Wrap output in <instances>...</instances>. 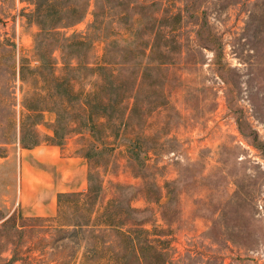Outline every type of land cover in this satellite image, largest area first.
I'll return each instance as SVG.
<instances>
[{
  "label": "rangeland",
  "instance_id": "rangeland-1",
  "mask_svg": "<svg viewBox=\"0 0 264 264\" xmlns=\"http://www.w3.org/2000/svg\"><path fill=\"white\" fill-rule=\"evenodd\" d=\"M131 229L264 264V0H0V264H136Z\"/></svg>",
  "mask_w": 264,
  "mask_h": 264
},
{
  "label": "crops",
  "instance_id": "crops-1",
  "mask_svg": "<svg viewBox=\"0 0 264 264\" xmlns=\"http://www.w3.org/2000/svg\"><path fill=\"white\" fill-rule=\"evenodd\" d=\"M71 161L74 164V168L72 167V170L70 171L69 185L67 186V185H65V183H62L61 184L62 186H60V184H59L58 185V191H60V192H65L67 190L79 191V190H84V188H85V185H86V168H85V166L76 158H72ZM34 163H35V161H34ZM62 181H64V180H62Z\"/></svg>",
  "mask_w": 264,
  "mask_h": 264
},
{
  "label": "trees",
  "instance_id": "trees-1",
  "mask_svg": "<svg viewBox=\"0 0 264 264\" xmlns=\"http://www.w3.org/2000/svg\"><path fill=\"white\" fill-rule=\"evenodd\" d=\"M130 210L132 211V209L130 208ZM110 225H113V224H110ZM118 230V229H117ZM98 232V233H97ZM96 234L97 236V239L99 238V235L100 234H102L103 233V231H101L100 229L99 230H91V232H90V234ZM135 232L133 231V229H131V230H129V231H127L126 232V234H124V236H125V238H126V242L128 243L127 245H128V247H130V249H131V246H130V244L132 245V244H134L133 245V248H134V250H133V254H132V256H133V258L134 259H132V261L133 260H135L136 261V264H165V263H153L156 259H155V257H154V255L149 259L148 257H147V255H146V252H144V249H143V254L140 252V250H138L137 249V245L135 244L136 243V241H142V239H143V237H140V238H138V240H137V238L136 237H134L133 236V234H134ZM105 236V235H104ZM138 236H140V235H138ZM148 247L150 246L149 244H147V243H145ZM143 248V247H142ZM150 248V247H149ZM141 249V248H140ZM156 256H157V253L155 254Z\"/></svg>",
  "mask_w": 264,
  "mask_h": 264
}]
</instances>
